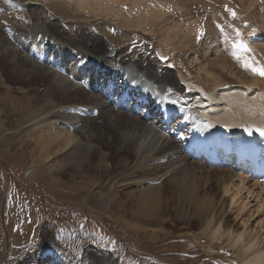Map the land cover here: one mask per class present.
I'll list each match as a JSON object with an SVG mask.
<instances>
[{
	"label": "bare ground",
	"instance_id": "bare-ground-1",
	"mask_svg": "<svg viewBox=\"0 0 264 264\" xmlns=\"http://www.w3.org/2000/svg\"><path fill=\"white\" fill-rule=\"evenodd\" d=\"M248 3L251 5L250 0ZM112 9L100 12L110 13ZM148 11L139 14L137 10L119 7L116 15H112L122 20L129 18L123 21L129 27L125 29L128 35L131 28H136L123 44L109 39L114 36L113 29L108 33L109 42L117 47L114 51H107L97 38L93 42L91 38L80 36L76 45L75 41L51 36L54 41H50L51 57L44 58L35 53L33 60L26 54L21 55L26 61V76H41L42 84H46L40 104L43 111L53 104L52 98L61 102L52 110L62 106L52 112L60 122L34 137L39 154L33 164L44 160L52 162L53 166L46 172L50 174L52 167L58 172L54 179L58 186L62 185L63 176H72V170L85 168L87 156L88 164H94L92 167L108 162L102 173L104 177L122 166L125 171L137 169L141 173L139 179L143 181L123 175L97 202L110 205L135 202V209L141 212L140 215L149 213L145 216L148 218L155 217L151 216L154 212L165 215L170 208L168 203L193 205L199 202V208H206V200H200L203 198L200 182L206 180V184L212 185L214 176L220 183L221 196L228 201L232 212H238L236 221L240 220L241 224H233L223 233L215 229L213 238L224 239L210 248L213 252L222 251L218 256L232 263L264 264V181L251 177L246 170L221 165L224 160L210 157V145L203 149V157L187 151L196 140L198 144H204L203 139L219 138L215 132L216 123L234 122L243 127L247 124L257 132L264 122V76L244 78L242 73L248 70L244 65L250 56L233 52L236 43L231 41L227 25L220 28V38L215 36L210 43L202 41L200 48L195 50L190 43L204 35L200 27L184 30L182 24H174L166 30V40L162 42L164 58H132L129 45L144 39L138 31L152 32L156 25H162L159 21H145ZM210 27L208 24V30ZM261 30H264V20ZM194 33L196 36L191 38ZM257 34L264 35V31ZM220 43H225L230 51L226 53L227 49L223 50ZM253 47V58L264 55V43L258 41ZM172 52H185L188 64L180 60L174 62ZM232 58L245 61L235 63ZM252 65L260 68L258 61ZM152 68L154 76L150 72ZM112 70H115L114 74ZM165 77H169V83ZM95 81L105 85L115 83L114 94L110 88L101 90ZM163 83L167 86L161 90ZM143 86L146 91L141 93ZM116 95L119 106L117 102H110ZM129 99H133V103L126 109ZM94 108H99L96 115H92ZM140 110L142 113L138 115ZM222 111L223 115H219ZM98 118L104 119V122H98V127L89 123ZM222 137L230 138L231 135ZM78 141H81L76 148L79 151L69 157V148ZM72 161L74 165H69ZM88 179L85 176L82 181L86 188L90 186L86 184ZM130 188L132 190L120 195L121 191ZM226 241L229 247L222 245ZM51 258V262L59 260L54 253Z\"/></svg>",
	"mask_w": 264,
	"mask_h": 264
},
{
	"label": "rangeland",
	"instance_id": "rangeland-1",
	"mask_svg": "<svg viewBox=\"0 0 264 264\" xmlns=\"http://www.w3.org/2000/svg\"><path fill=\"white\" fill-rule=\"evenodd\" d=\"M245 1L234 0L239 10L228 6L231 3L225 0H0V264L36 261L53 264L51 254L55 252L60 257L65 250L71 256L62 264H75L76 256L86 253L98 259L92 264H129V259L132 264H237L219 257L222 251L213 252L210 248L224 239L213 238L215 229L223 233L233 224H241L240 220L236 221L238 212H232L228 201L221 196L220 183L214 176L212 185L206 184V180L200 182L203 195L200 200H206V208H199V202L193 205L168 203L170 208L165 215L154 212L151 216L155 217L148 218L145 216L149 213L140 215L135 209V202H114L112 205L97 202L123 175L143 181L137 169L125 171L122 166L104 177L102 173L108 162L92 167L94 164H88L87 156L85 168L72 170V176H63L62 185L58 186L54 183L58 172L53 167L50 174L46 172L53 166L52 162L44 160L33 164L39 154L34 137L60 122L52 112L62 106L52 110L61 103L52 98L53 104L43 111L40 104L46 84H42L41 76H26V61L21 55L26 54L33 60L35 53L51 57L50 48L54 42L51 36L75 41L76 45L82 36L93 42L97 38L107 51H114L117 47L109 42L108 33L113 29L114 36L109 39L123 44L136 29L131 28L128 35L129 27L123 21L129 18L122 20L112 16L119 7L137 10L139 14L151 9L145 21L162 22L152 32L138 31L144 39L129 45L132 58H164L162 42L166 40V30L174 24H182L184 30L200 27L204 35L190 43L192 49L198 50L202 41L210 43L215 36L221 37L216 29L223 23L230 27L229 31L252 23L263 26L264 0H250L251 5ZM106 8L113 9L110 13L100 12ZM208 24L211 25L209 30ZM158 53L161 56L154 55ZM170 55L174 62L180 60L188 64L185 52ZM262 55L257 56L260 60L252 55L247 61L251 64L258 61V67L262 68ZM232 59L235 63L245 61ZM154 68L150 71L152 76ZM248 72L245 69L242 73L245 79H255L259 75ZM164 80L170 81L169 77ZM98 122L104 119L89 121L97 127ZM80 143L71 145L69 157L79 151L76 148ZM73 161L69 165H74ZM85 176L89 178L88 188L82 183ZM130 190L124 189L120 195ZM222 245L229 247V242ZM100 248L107 252H98ZM41 255L47 259L39 261Z\"/></svg>",
	"mask_w": 264,
	"mask_h": 264
},
{
	"label": "snow or ice",
	"instance_id": "snow-or-ice-1",
	"mask_svg": "<svg viewBox=\"0 0 264 264\" xmlns=\"http://www.w3.org/2000/svg\"><path fill=\"white\" fill-rule=\"evenodd\" d=\"M232 15L235 16V12H232ZM244 66L245 68L250 69L252 72L257 73L261 76H264V67L257 68L253 66L252 64H250L249 62H245ZM259 131L261 132L262 135H264V129H260Z\"/></svg>",
	"mask_w": 264,
	"mask_h": 264
}]
</instances>
